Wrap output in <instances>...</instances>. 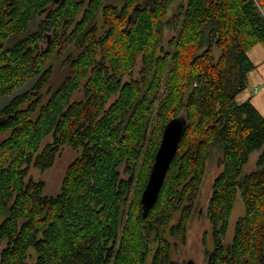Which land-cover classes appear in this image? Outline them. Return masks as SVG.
I'll use <instances>...</instances> for the list:
<instances>
[{
	"label": "trees",
	"instance_id": "obj_1",
	"mask_svg": "<svg viewBox=\"0 0 264 264\" xmlns=\"http://www.w3.org/2000/svg\"><path fill=\"white\" fill-rule=\"evenodd\" d=\"M259 45L264 0H0V264H178L167 239L185 243L215 147L205 264H264V116L237 101ZM53 62L66 71L56 84ZM179 116L185 132L143 216L163 128ZM67 150L49 194L31 173Z\"/></svg>",
	"mask_w": 264,
	"mask_h": 264
},
{
	"label": "rangeland",
	"instance_id": "obj_2",
	"mask_svg": "<svg viewBox=\"0 0 264 264\" xmlns=\"http://www.w3.org/2000/svg\"><path fill=\"white\" fill-rule=\"evenodd\" d=\"M119 1V0H116ZM175 8V7H174ZM174 33L170 30L166 31V40L169 39ZM257 48L264 51V47L257 46ZM253 65L255 68L252 72L248 75L249 79L244 89V93L247 94L248 92L251 93L250 85L256 86L261 92L259 93L258 98H264V83L261 82L264 80V62L257 60L254 58L252 59ZM52 65L56 71V75L54 77V82H50L51 84L56 82H60L66 75L65 69L61 67L58 62H53ZM31 85H27L20 89L18 93H23L29 89ZM246 90V91H245ZM257 94L253 95L256 96ZM255 98V97H253ZM2 136H0V139ZM258 151L252 153L249 157L248 163L244 167L245 173H251L256 169V160L259 156ZM221 156V150L219 147H215L206 163L205 174L201 183L200 193L196 200V211L192 215L189 223L187 225L186 230V238L185 243L182 245L177 239L168 238L167 240L170 243L176 244V249L171 251V258L173 261L177 262L178 264H186L188 261L192 260L194 264H205V251L206 249L211 248V227L207 221V206L211 196V187L214 179L220 173V169L218 167V159ZM72 153L70 151H65L63 155L57 158L54 161V165L51 169L40 172L37 170L32 171V178L34 180H43L46 182L48 186L49 194H56L58 191V185L62 179L63 172L69 162L72 160ZM244 213V208L240 196H237L234 210L232 216L229 221V229L227 231V240H229L233 233V227L238 217L242 216ZM227 244V243H225ZM209 251V250H207Z\"/></svg>",
	"mask_w": 264,
	"mask_h": 264
},
{
	"label": "water",
	"instance_id": "obj_3",
	"mask_svg": "<svg viewBox=\"0 0 264 264\" xmlns=\"http://www.w3.org/2000/svg\"><path fill=\"white\" fill-rule=\"evenodd\" d=\"M186 129V120L179 116L171 119L163 128L158 149L154 155V161L148 180L141 194L143 216H146L154 207L159 193L164 184L170 164L174 159L180 140ZM187 264H194L188 261Z\"/></svg>",
	"mask_w": 264,
	"mask_h": 264
},
{
	"label": "crops",
	"instance_id": "obj_4",
	"mask_svg": "<svg viewBox=\"0 0 264 264\" xmlns=\"http://www.w3.org/2000/svg\"><path fill=\"white\" fill-rule=\"evenodd\" d=\"M248 57L252 63H253L252 59H254V58L257 60V62H260V61L264 62V51L257 48V46H256L248 53ZM261 82L264 83V80H262ZM263 89H264V85H263ZM250 90H251V93L250 92H248L247 94H245L244 92L240 93L237 96V101L238 102H244L246 100H249L253 104V106L257 109V111L261 115L264 116V98H258L261 96V95L259 96V93L261 91L258 88H256V86H253L252 84L250 85ZM255 94H257V95L253 96ZM253 97H255V98H253Z\"/></svg>",
	"mask_w": 264,
	"mask_h": 264
},
{
	"label": "flooded vegetation",
	"instance_id": "obj_5",
	"mask_svg": "<svg viewBox=\"0 0 264 264\" xmlns=\"http://www.w3.org/2000/svg\"><path fill=\"white\" fill-rule=\"evenodd\" d=\"M234 229V228H233ZM211 233V232H210ZM232 233H233V231H232ZM227 234V233H226ZM232 237H233V235H232ZM232 237L229 239V240H227V238H228V236L227 235H225L224 237H223V239H222V241H223V243L225 244V243H229L230 241H231V239H232ZM211 242H212V239H211ZM211 249V248H210ZM210 249H207V250H210ZM190 261H192V260H190ZM193 262V261H192ZM194 263V262H193Z\"/></svg>",
	"mask_w": 264,
	"mask_h": 264
},
{
	"label": "bare ground",
	"instance_id": "obj_6",
	"mask_svg": "<svg viewBox=\"0 0 264 264\" xmlns=\"http://www.w3.org/2000/svg\"><path fill=\"white\" fill-rule=\"evenodd\" d=\"M187 264V263H186Z\"/></svg>",
	"mask_w": 264,
	"mask_h": 264
}]
</instances>
